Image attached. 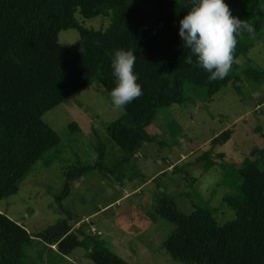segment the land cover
<instances>
[{
    "label": "trees",
    "instance_id": "16d2710c",
    "mask_svg": "<svg viewBox=\"0 0 264 264\" xmlns=\"http://www.w3.org/2000/svg\"><path fill=\"white\" fill-rule=\"evenodd\" d=\"M226 3L234 16L254 26L255 34L238 39L239 62L229 75L209 82L208 72L184 62L191 53L183 48L179 22L191 10L192 0H0V202L17 195L33 167L60 144L61 137L45 121L49 112L95 84L110 96L116 87L111 64L117 49L134 50L143 89L142 96L126 106L125 115L108 128L122 155L115 157L106 142L99 141L95 164L80 160L63 169L60 203L73 194L76 182L87 177L101 181L112 175L120 184H125L126 173L130 183L145 179L133 161L145 145L161 144L148 129L164 110L186 105L189 89L195 99L212 102L244 76L252 83H264V71L248 56L256 43L264 41V0ZM78 13L85 19L109 13L114 17L107 30L98 31L83 26ZM69 30L78 31L81 39L64 47L59 37ZM231 138V130L216 138L213 149L198 163L210 166L216 147ZM239 175L238 196L225 199L236 216L225 224L211 209L185 213L172 196L154 197L151 217L172 226L162 245L172 259L180 264H264V169L259 161L248 159ZM118 198H123L120 191ZM74 219L69 211L66 219L35 236L0 212V264H28L25 248L35 242L46 245L50 264H60L84 247L92 249L95 264H130L107 242L92 239L83 229L75 232Z\"/></svg>",
    "mask_w": 264,
    "mask_h": 264
},
{
    "label": "rangeland",
    "instance_id": "374dc122",
    "mask_svg": "<svg viewBox=\"0 0 264 264\" xmlns=\"http://www.w3.org/2000/svg\"><path fill=\"white\" fill-rule=\"evenodd\" d=\"M113 17L109 13L85 19L77 14L83 26L98 31L107 30ZM59 39L62 46L71 47L81 34L63 31ZM248 56L264 71V41L256 43ZM240 63L245 66V59ZM187 95L190 101L186 105L164 110L148 129L161 144L145 145L133 161L145 179L130 183L131 175L126 173L125 184H120L112 175L101 181L87 177L76 182L73 194L60 203L57 198L65 188L66 168L80 160L95 164L99 141L106 142L115 157L122 155L108 128L125 115L124 110H113L111 97L98 84L78 91L45 116L61 142L33 167L17 195L0 202V212L36 236L66 219L70 211L75 232L83 229L92 239L107 242L130 264H180L162 249L172 226L151 217L154 197L161 193L172 196L185 213L211 209L225 224L236 216L225 199L239 194V170L248 159L259 161L264 169V83H252L244 76L212 102L195 99L191 89ZM229 130L231 140L216 147L210 166L198 163L213 149L212 142ZM91 250L79 248L60 264H95ZM25 252L28 264H50L51 255L43 243L35 242Z\"/></svg>",
    "mask_w": 264,
    "mask_h": 264
},
{
    "label": "clouds",
    "instance_id": "9594fccd",
    "mask_svg": "<svg viewBox=\"0 0 264 264\" xmlns=\"http://www.w3.org/2000/svg\"><path fill=\"white\" fill-rule=\"evenodd\" d=\"M183 48L190 51L184 62L203 68L209 82L225 79L238 63L235 51L238 39L255 34L246 20L234 16L226 0H192L191 10L179 22ZM195 57V62L193 61ZM137 56L134 50H115L111 67L116 87L110 93L113 110L123 111L142 96L140 77L135 71Z\"/></svg>",
    "mask_w": 264,
    "mask_h": 264
}]
</instances>
